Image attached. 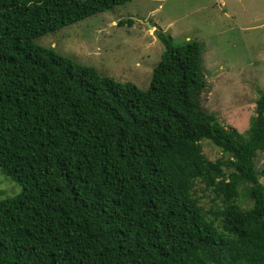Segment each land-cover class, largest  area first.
I'll list each match as a JSON object with an SVG mask.
<instances>
[{
  "label": "trees",
  "instance_id": "1",
  "mask_svg": "<svg viewBox=\"0 0 264 264\" xmlns=\"http://www.w3.org/2000/svg\"><path fill=\"white\" fill-rule=\"evenodd\" d=\"M130 1L0 0V174L20 189L0 200V264H264V92L238 133L200 108L195 41L155 32L145 91L33 43Z\"/></svg>",
  "mask_w": 264,
  "mask_h": 264
},
{
  "label": "rangeland",
  "instance_id": "2",
  "mask_svg": "<svg viewBox=\"0 0 264 264\" xmlns=\"http://www.w3.org/2000/svg\"><path fill=\"white\" fill-rule=\"evenodd\" d=\"M155 32L176 45L198 44L204 82L200 108L222 127L243 133L254 101L264 92V0H132L33 43L93 68L99 76L145 91L163 50ZM201 151L210 161L222 158L209 144H201ZM253 165L255 171L264 168V151L256 153ZM19 191L0 174V200ZM193 191L206 218L213 219L222 202L200 181ZM236 204L243 209L251 205L241 189Z\"/></svg>",
  "mask_w": 264,
  "mask_h": 264
},
{
  "label": "water",
  "instance_id": "3",
  "mask_svg": "<svg viewBox=\"0 0 264 264\" xmlns=\"http://www.w3.org/2000/svg\"><path fill=\"white\" fill-rule=\"evenodd\" d=\"M150 28V27H149Z\"/></svg>",
  "mask_w": 264,
  "mask_h": 264
}]
</instances>
